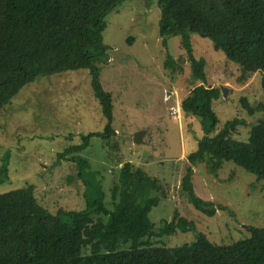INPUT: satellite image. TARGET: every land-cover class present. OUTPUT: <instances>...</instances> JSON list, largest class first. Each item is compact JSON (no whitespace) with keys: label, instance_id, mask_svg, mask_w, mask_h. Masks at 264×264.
<instances>
[{"label":"trees","instance_id":"obj_1","mask_svg":"<svg viewBox=\"0 0 264 264\" xmlns=\"http://www.w3.org/2000/svg\"><path fill=\"white\" fill-rule=\"evenodd\" d=\"M123 0H0V110L20 90L40 77L89 69L94 95L107 117L103 132L83 134L81 142L58 154L74 161L85 183V206L52 212L35 195L33 183L0 192V264H264V226H249L250 236L233 242H216L177 208L170 221L155 231L150 213L166 199L163 180L151 175L143 163L121 162L119 175L106 192L92 182L91 162L81 154L92 137L109 140L115 134L113 98L104 89L98 62L106 63V16ZM161 9L159 31L167 46L180 36L187 56L175 60L168 54L165 67L182 73V62L192 67L193 88L171 108L199 119L203 134L188 153L190 164L181 180L188 202L206 216L227 209L206 200L194 190L193 166L205 163L212 173L225 161H233L264 183V118L254 124L247 138L239 128L244 118L222 124L215 104L222 98L220 86L207 85L206 60L197 58L192 33L209 38L242 70V79L261 72L264 91V0H157ZM200 81V84L196 82ZM249 114L264 109L242 97ZM173 108L178 109L176 113ZM179 112V113H178ZM10 151L0 165V183L9 179ZM193 231L195 241L172 247L154 245L151 237ZM197 233V234H196Z\"/></svg>","mask_w":264,"mask_h":264},{"label":"rangeland","instance_id":"obj_2","mask_svg":"<svg viewBox=\"0 0 264 264\" xmlns=\"http://www.w3.org/2000/svg\"><path fill=\"white\" fill-rule=\"evenodd\" d=\"M160 16L157 0H123L106 16L103 37L109 46L108 60L98 65L102 85L113 98L115 134L109 140L92 137L84 151L68 156L81 154L91 162L94 173L88 176L95 186L102 184L107 204L112 202L110 187L121 162L145 164L144 169L163 180L167 193L150 213L155 231L171 220L177 208L213 241L246 238L249 226H264V183L255 174L233 161H225L216 173L205 163L193 166L196 194L227 207L212 217L194 208L182 192L188 153L196 148L203 130L197 117L181 110L172 114L171 108L193 88L192 67L188 60L182 62V73L165 67L168 54L179 60L186 58L187 51L180 36H171L163 45ZM191 42L195 56L207 62L206 84L226 91L215 104L220 124L236 116L244 118L247 124L239 132L247 138L250 128L264 118V109L249 114L241 98L248 97L255 106L264 103L263 74L256 72L243 80L241 67L215 49L209 38L192 33ZM106 125L89 69L64 71L27 84L0 110V165L10 151L9 179L0 183V192L33 183L35 195L52 212L83 208L86 187L78 177V166L59 160L58 154L80 143L83 134L103 132ZM140 131L144 134L137 143L134 134ZM151 239L154 245L172 247L195 241L196 235L179 231Z\"/></svg>","mask_w":264,"mask_h":264},{"label":"water","instance_id":"obj_3","mask_svg":"<svg viewBox=\"0 0 264 264\" xmlns=\"http://www.w3.org/2000/svg\"><path fill=\"white\" fill-rule=\"evenodd\" d=\"M223 92H224L223 94L225 95L226 91L224 90ZM143 134H144V131H140V132L135 133L134 134V141L137 143L141 142Z\"/></svg>","mask_w":264,"mask_h":264},{"label":"built area","instance_id":"obj_4","mask_svg":"<svg viewBox=\"0 0 264 264\" xmlns=\"http://www.w3.org/2000/svg\"><path fill=\"white\" fill-rule=\"evenodd\" d=\"M178 111V109L176 108H173V112L176 113Z\"/></svg>","mask_w":264,"mask_h":264}]
</instances>
